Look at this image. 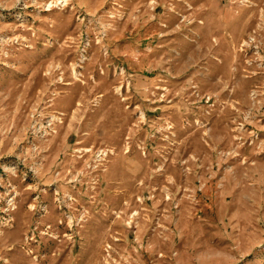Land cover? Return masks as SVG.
<instances>
[{"label":"rangeland","instance_id":"rangeland-1","mask_svg":"<svg viewBox=\"0 0 264 264\" xmlns=\"http://www.w3.org/2000/svg\"><path fill=\"white\" fill-rule=\"evenodd\" d=\"M0 264H264V0H0Z\"/></svg>","mask_w":264,"mask_h":264}]
</instances>
